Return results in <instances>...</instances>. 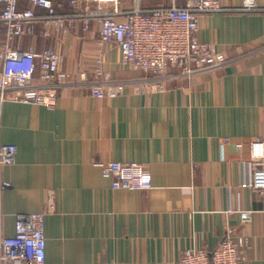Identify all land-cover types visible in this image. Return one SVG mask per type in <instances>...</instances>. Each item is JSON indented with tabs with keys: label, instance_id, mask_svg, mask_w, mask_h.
Masks as SVG:
<instances>
[{
	"label": "crops",
	"instance_id": "1",
	"mask_svg": "<svg viewBox=\"0 0 264 264\" xmlns=\"http://www.w3.org/2000/svg\"><path fill=\"white\" fill-rule=\"evenodd\" d=\"M184 2L81 0L127 9ZM256 4L196 17L198 39L228 63L159 81L100 44L96 19L86 30L75 18L65 28L38 21L14 40L57 49L68 78L53 108L0 103V144L17 148L14 163L0 167L3 233L14 234L17 214L45 211L52 196L44 225L51 264H179L184 249L210 253L230 230L247 237V264H264V193L242 184L250 142L264 141V0ZM58 10L71 11L68 1ZM99 54L123 87L116 95L91 92ZM110 161L141 164L151 187L113 189L100 171Z\"/></svg>",
	"mask_w": 264,
	"mask_h": 264
},
{
	"label": "built area",
	"instance_id": "2",
	"mask_svg": "<svg viewBox=\"0 0 264 264\" xmlns=\"http://www.w3.org/2000/svg\"><path fill=\"white\" fill-rule=\"evenodd\" d=\"M71 11L58 10L63 0H0V103L6 100L40 104L53 108L57 91L68 74L60 69L62 54L53 47L36 51L13 45V41L32 34L38 21L65 28V20L79 19L86 30L90 21L99 23L100 44H113L120 50L125 67L140 70L149 80L159 81L171 75L189 76L214 69L229 62L226 56L198 39V14L233 9L255 10L256 0H242L238 8L224 6L221 0H185L182 5L122 8H94L81 0H67ZM35 7L45 9L37 13ZM48 32L45 31L47 35ZM104 58L96 56L91 92L97 97L116 95L123 87L103 69ZM227 139V138H226ZM16 145L0 144V167L15 161ZM247 175L242 181L264 193V141L252 140ZM101 174L110 180L113 189L150 188V178L137 162L102 163ZM8 186L5 181L0 187ZM55 209L53 197L47 199L45 211L19 213L14 220V234L5 235L0 212V264H51L46 260L45 214ZM248 239L241 233L227 231L210 253L190 247L182 251L179 264H247Z\"/></svg>",
	"mask_w": 264,
	"mask_h": 264
}]
</instances>
